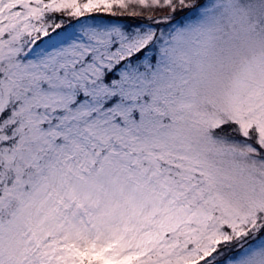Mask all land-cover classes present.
I'll list each match as a JSON object with an SVG mask.
<instances>
[{
	"label": "snow or ice",
	"instance_id": "snow-or-ice-1",
	"mask_svg": "<svg viewBox=\"0 0 264 264\" xmlns=\"http://www.w3.org/2000/svg\"><path fill=\"white\" fill-rule=\"evenodd\" d=\"M0 264H264V0H0Z\"/></svg>",
	"mask_w": 264,
	"mask_h": 264
}]
</instances>
